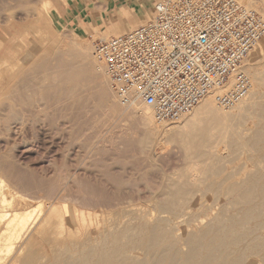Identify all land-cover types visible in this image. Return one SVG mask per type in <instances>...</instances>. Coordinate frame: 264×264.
I'll return each mask as SVG.
<instances>
[{
    "label": "bare ground",
    "instance_id": "bare-ground-1",
    "mask_svg": "<svg viewBox=\"0 0 264 264\" xmlns=\"http://www.w3.org/2000/svg\"><path fill=\"white\" fill-rule=\"evenodd\" d=\"M12 1L20 13L15 11L8 15L0 9V117L14 119L24 105L32 107L39 103L42 107L58 106L74 97L77 88H80L87 99L95 93L106 110L110 109L113 114L121 111L128 116L127 119L135 118L139 130L136 144L141 152H145L148 160L158 159L160 154L168 152L169 141L174 140L180 144L184 157L191 163L187 167L188 172L182 175L187 176L188 180H174V174H169L165 180L153 178L143 181L141 186L129 182L131 180L122 181L124 179L108 180V186L104 180L96 182L91 176L93 185L87 181L80 188L92 192L95 198H85L81 194L80 198L78 195L76 199L73 197V202L88 211L76 205L69 211L66 205L45 201V194L41 196L38 192L39 189L45 192V186L46 189H43L39 181L19 178L16 162L0 157V264H264V164L260 167L261 164L257 163L260 166L257 169L254 167V170L249 168V171L243 172L245 169H239L238 173L243 174L238 180H230L231 175L226 178L224 174V180L202 179L207 174L209 179L220 174L223 170L220 164L224 161L220 162L218 153L229 145L240 146L238 150L255 147L264 153V125L257 128L248 126L249 129L241 131L229 124L231 118L243 122L247 117L246 107L255 108L256 100H260L256 99L259 90L264 86L263 71L251 70L252 88L241 104L226 110L218 107L213 96L208 95L175 122L177 125H157L148 106L138 102H132L130 106L121 104L111 91L104 68L94 59L92 46L85 38L75 40L74 36L72 43H69L72 44L70 48L65 47V39L61 38L65 48L60 47L57 51L50 48V53L46 51L38 56L37 62L34 59L37 50L28 49L22 54L21 49L26 43L21 31L16 29L14 20L32 17L45 21L52 4L50 0ZM239 1L248 7H255L251 3L254 0ZM5 10H10V7ZM151 20L152 17L148 22ZM11 29L16 32L9 33ZM98 29L96 27V34L92 36L106 38L107 34H101ZM263 49L264 38L250 50L244 63L260 59ZM56 56L60 61L64 60L58 64L60 74L48 75L47 72L53 69H46L47 75L42 73L55 61ZM25 70H41L42 73L29 92V88L23 87V78L21 86L28 93L21 90L16 79ZM28 71L27 77L33 73ZM261 109L264 113V103ZM227 138H231V141L226 142ZM19 147L29 149L25 141L20 146L15 140L0 142V150H19ZM238 150L233 149L235 152ZM232 156L235 154L230 153ZM113 157L110 158L117 159ZM24 161L26 158H22L21 162ZM216 161L220 164L217 165ZM222 164L225 166L226 163ZM66 188L64 181L61 190ZM52 195L54 193L51 192ZM98 228L102 229L96 233L95 229Z\"/></svg>",
    "mask_w": 264,
    "mask_h": 264
},
{
    "label": "rangeland",
    "instance_id": "rangeland-1",
    "mask_svg": "<svg viewBox=\"0 0 264 264\" xmlns=\"http://www.w3.org/2000/svg\"><path fill=\"white\" fill-rule=\"evenodd\" d=\"M2 1L5 2L2 3L0 0V3H2L0 4L2 5L0 6L2 7L0 9L4 10V14L10 15L15 11L17 13H20L19 11H17L19 8H15V6H13L15 5L14 1H7L9 3H7L6 0ZM242 1L245 2V0ZM254 1L255 2H251L252 5L256 7L254 8L258 12L262 13V9H264V0ZM50 2L52 4V9L50 10L49 16L47 19H45V21H39L36 18L32 17L25 18L24 20L22 19L19 21L14 20L17 26L16 29H19L21 31V36H23L24 42L26 43V45L21 49L22 54L25 52V50L28 49L37 50L36 56L34 57L36 62L38 60V56L44 54V52L46 53L47 51L48 53H50V48H55L56 51L59 50L60 47L65 48L68 46L67 48H70L72 44L69 43L73 40L74 36L75 40H83L85 38L84 40H87L92 46L93 41L98 39V37L92 36H95L96 34V27H99L98 30L101 32V34H107L106 38H108L110 36L120 34L119 32L124 33L130 29L138 27L142 25V23L145 24L152 17V8H148L141 1L135 3V5L131 6L128 9L123 8L121 5L112 6L108 0H50ZM10 3L12 5H10ZM8 6L10 7V10H5V8H9ZM76 14L80 15V17H75ZM135 18H137V20H135ZM115 30L117 33L115 32ZM15 32V29H11L9 31V33L11 34ZM61 38L62 40L65 39V47ZM263 57L264 53L263 56L260 57V59H254L252 62H249V64L244 63L245 69L251 76V78V70L256 69V72L263 71L264 73ZM58 58L59 57L56 56V58L54 59L55 61L53 60L54 62H51L50 67L45 68L42 73L46 74V69L47 71L53 69L52 72H47L48 75L60 74L61 71L58 64L59 62H63L64 60L60 61V58ZM27 71L28 70H25L21 74V76L16 79H18L19 86L23 85V80L25 79L24 82L28 83H24V85L28 86L23 85V87H26L27 89L29 88V92L34 84L39 81L42 73H40L41 70L39 72L31 70V72H33L34 74H29V77L31 76L29 78L27 77ZM29 72L30 70L28 71V73ZM20 78L21 81H19ZM27 79H29V81ZM23 87L21 86V90L23 89L22 91L24 93H28L27 89ZM76 91L77 93L74 97L70 98L67 101H64L63 103H60L58 106L54 105L53 107H42V105L39 103H35L32 107L24 105L22 106L19 114H17L14 119L0 117V142L15 140L16 143H19L20 146L21 143L25 141L29 146V149L27 150H22L21 147H19V150L18 148H8L6 150H0V157L10 158L14 160V163L16 162L15 166L19 168L18 170L20 172L19 178L24 180L27 178L26 180L39 181L43 185V189H48L49 185H52L51 187H49L50 192L47 189L45 190V192L41 189H39L38 191L41 196L45 194L44 196H46V198L43 196V199H45V201L57 205H66L68 210L71 211V208L73 206H78L79 204H77V202H73L74 198H77V195L78 198H80V194V196L82 197L84 195V197L86 196L87 198H93V196L95 198V195L92 194V192L89 193L80 188L81 185L88 182L90 183V185H93V180H95L96 182L99 180H104V182H106L108 186L110 185V182L108 180L122 179H124L122 180L124 182H128L129 180H131L129 182H134L141 186L144 183L143 181L145 180H153V178L154 180H161V178L162 180H165L167 175L169 174H174V176L176 177V179L174 180H188L187 176L184 177L182 175L188 172L187 167H189L191 162L184 157L183 149L179 146L180 144L177 141L170 140V149L168 151L169 153L164 152L163 154H160L158 159L155 160L149 158L151 160L150 161L148 160L145 152H141L136 144V138L139 135V130L136 127L137 124L135 118L130 117L129 119H127L126 117L128 116L121 111L113 114L110 109L106 110L104 104H102L103 102L99 101L94 92L92 97L90 99H87V96L84 95L85 92H83L82 89L77 88ZM262 91H264V86L259 90L258 96L260 97L257 96L256 99L260 100H256L258 103L255 105V108H253L254 106H251L253 113L251 112L250 106L248 108L246 107L245 114H247V117L243 122L236 121V118H231L229 120V124L235 127L236 130L238 129L244 131L245 129H249V127L257 128L258 126L264 125V113H262L261 109V105L264 103V92ZM5 101L7 103L9 102L6 99ZM23 108L26 109L24 110ZM253 116L255 117V119ZM175 124L177 125V123L175 122L164 125H168L167 127H170L172 125L174 126ZM13 125H15L16 127H13ZM228 138L226 139V142L231 141V138L229 140ZM112 147H114V149ZM239 147L240 146L229 145V147L227 146V148L225 147L224 149H222V151L218 153V155L220 154L219 158L221 159L219 160L220 162H222L223 160L224 162L222 163L226 164L225 166L222 163L220 164V162H218L219 160L216 162L217 165L220 164V166H222L223 173H221V171V175L219 174L216 177H210V179L209 176L207 177V175L209 174L206 175L205 173L206 176L202 179L224 180L228 177L230 178L231 175L232 178H230V180H238L242 178L243 174L242 172H239L240 174L238 173L239 169H245L243 170L244 172L249 171L250 169L254 170V167L255 169L259 168L257 167L259 164H261V166L259 165L260 167L263 166L264 153L257 151L255 147H247L249 150L246 148H240V150H238ZM228 149H230L231 151H229ZM233 149L235 151L238 150V152L233 151ZM224 150V153L227 155L221 153ZM241 150L244 151L242 152ZM230 153H232V155L235 154V156L230 157ZM251 153L253 154V156H251ZM17 154L20 155L18 156ZM113 156H116L117 159L115 158L116 160H112L114 158ZM222 156L225 158H223ZM247 156H249V159ZM244 157L248 160L246 161ZM250 157H252V160H250ZM22 158H26V161H24L23 163L21 162ZM259 158L261 159L259 160ZM144 159L147 161H145ZM256 159L257 162H255ZM146 162L149 164H147ZM157 162H159L160 165ZM23 169H25V171ZM231 170L233 172L232 174ZM236 172L238 173L237 176H235L237 174ZM223 174L226 176V178L222 177ZM35 175L38 176V178ZM64 181L67 188L61 190ZM46 183H48L49 185H47ZM44 186L46 188H44ZM66 190L69 193L68 195L66 194ZM51 192L52 194L54 193V195H52L53 197L50 196ZM62 193H65L64 196H67L64 197ZM70 193L75 194V196ZM89 194L92 196H89ZM68 196L74 198L72 199L70 197V199ZM59 198L66 200H60ZM78 207L83 211H88V209L84 210V208H82L81 206ZM90 211L95 212L96 210ZM74 226L78 225L74 224ZM101 229H95L96 233H98Z\"/></svg>",
    "mask_w": 264,
    "mask_h": 264
},
{
    "label": "built area",
    "instance_id": "built-area-1",
    "mask_svg": "<svg viewBox=\"0 0 264 264\" xmlns=\"http://www.w3.org/2000/svg\"><path fill=\"white\" fill-rule=\"evenodd\" d=\"M263 38L264 17L239 0H155L151 21L94 40L92 55L122 105L142 103L164 125L208 95L223 109L242 103L244 60Z\"/></svg>",
    "mask_w": 264,
    "mask_h": 264
},
{
    "label": "crops",
    "instance_id": "crops-1",
    "mask_svg": "<svg viewBox=\"0 0 264 264\" xmlns=\"http://www.w3.org/2000/svg\"><path fill=\"white\" fill-rule=\"evenodd\" d=\"M112 6L121 5L123 8L128 9L131 6L135 5L141 1L144 3L148 8H152V4L155 0H108ZM75 17H80V15L76 14Z\"/></svg>",
    "mask_w": 264,
    "mask_h": 264
}]
</instances>
